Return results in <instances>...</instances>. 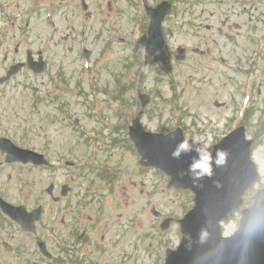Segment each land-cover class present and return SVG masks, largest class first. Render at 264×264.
Instances as JSON below:
<instances>
[{"label": "rangeland", "instance_id": "rangeland-1", "mask_svg": "<svg viewBox=\"0 0 264 264\" xmlns=\"http://www.w3.org/2000/svg\"><path fill=\"white\" fill-rule=\"evenodd\" d=\"M6 1L11 14L27 5L0 0V6ZM85 1L86 10L80 0H39L41 15L27 27L22 54L5 60L0 51V76L11 62H24L27 50L40 51L47 64L44 73L24 69L0 87V138L44 154L51 165H5L0 153V194L27 210L45 207L49 227L55 211L49 186L73 188L74 202L93 184L86 216L105 214L97 227L107 231L96 242L103 235L106 248L86 249V264H163L166 249L180 242L177 221L192 202L168 189L160 171L139 166L129 126L143 110L146 131L179 129L190 140L210 138V146L242 127L260 176L243 205L250 207L264 190V0H147L151 8L166 1L173 10L163 23L165 49L145 68V0ZM9 30L0 22V36ZM117 174L112 192L107 179ZM166 219L171 223L163 230ZM239 220L234 214L223 223V235H232ZM34 243L0 214V264H46Z\"/></svg>", "mask_w": 264, "mask_h": 264}, {"label": "flooded vegetation", "instance_id": "flooded-vegetation-1", "mask_svg": "<svg viewBox=\"0 0 264 264\" xmlns=\"http://www.w3.org/2000/svg\"><path fill=\"white\" fill-rule=\"evenodd\" d=\"M19 2L25 3L27 0H19ZM17 31L19 34L20 30ZM18 52L19 46L15 49V53ZM51 186V193L47 195L49 196L50 201L55 205V211L50 223L52 231L49 243L51 251L54 252L55 256L57 257L56 252H59L58 257L65 258L67 263V257H70L72 260L79 259V256L83 255L80 253V250L84 246L88 250H90L92 247H96L97 250H103V248H106L101 242L103 235L98 243L96 242V236L98 235L99 231H102L104 234L107 229L86 225L85 221L88 224L93 225L96 223L97 218L95 216L85 217L82 214L86 212L89 206V202H85L86 197L92 198V195L90 196L89 193L87 194V190L84 189L83 193L76 194L74 202H71L70 196L73 193V188L67 185H61L60 187H54L53 185ZM60 202L62 203L61 207L58 206ZM104 220L105 218H100L101 222ZM56 222L59 224L56 225ZM39 224L40 222L38 225ZM40 236L41 234H39V237ZM56 260L59 261L57 258Z\"/></svg>", "mask_w": 264, "mask_h": 264}, {"label": "water", "instance_id": "water-1", "mask_svg": "<svg viewBox=\"0 0 264 264\" xmlns=\"http://www.w3.org/2000/svg\"><path fill=\"white\" fill-rule=\"evenodd\" d=\"M264 219V208L259 215ZM173 264H264V222L247 236L239 231L230 241L185 249Z\"/></svg>", "mask_w": 264, "mask_h": 264}, {"label": "clouds", "instance_id": "clouds-1", "mask_svg": "<svg viewBox=\"0 0 264 264\" xmlns=\"http://www.w3.org/2000/svg\"><path fill=\"white\" fill-rule=\"evenodd\" d=\"M211 143L212 141L210 138L208 140H204L203 137L198 136L192 138L190 141L188 137H185L178 143L172 155L174 158L178 159L182 153H196V156L192 158V163L189 165V171L192 173L193 179L195 180L205 174L211 173L212 157L208 151ZM223 159V153H218L216 163H222ZM262 222H264V219H262L259 215L251 216L245 226L246 235L251 236V234L261 226Z\"/></svg>", "mask_w": 264, "mask_h": 264}]
</instances>
